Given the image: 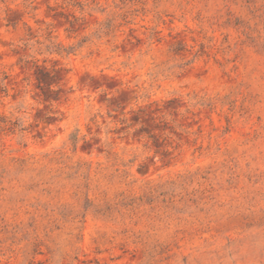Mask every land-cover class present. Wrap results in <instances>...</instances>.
<instances>
[{"label":"rangeland","instance_id":"obj_1","mask_svg":"<svg viewBox=\"0 0 264 264\" xmlns=\"http://www.w3.org/2000/svg\"><path fill=\"white\" fill-rule=\"evenodd\" d=\"M0 264H264V0H0Z\"/></svg>","mask_w":264,"mask_h":264}]
</instances>
